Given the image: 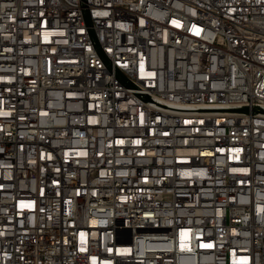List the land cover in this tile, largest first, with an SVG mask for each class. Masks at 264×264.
Returning a JSON list of instances; mask_svg holds the SVG:
<instances>
[{
  "label": "built area",
  "instance_id": "2783aa9c",
  "mask_svg": "<svg viewBox=\"0 0 264 264\" xmlns=\"http://www.w3.org/2000/svg\"><path fill=\"white\" fill-rule=\"evenodd\" d=\"M0 264H264V0H0Z\"/></svg>",
  "mask_w": 264,
  "mask_h": 264
}]
</instances>
